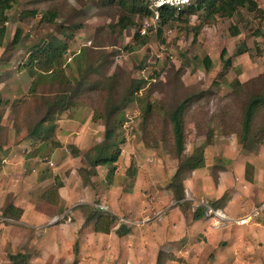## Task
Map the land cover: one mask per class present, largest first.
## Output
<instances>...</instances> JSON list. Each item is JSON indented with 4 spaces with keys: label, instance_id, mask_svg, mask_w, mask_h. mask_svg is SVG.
<instances>
[{
    "label": "rangeland",
    "instance_id": "1",
    "mask_svg": "<svg viewBox=\"0 0 264 264\" xmlns=\"http://www.w3.org/2000/svg\"><path fill=\"white\" fill-rule=\"evenodd\" d=\"M255 1L163 23L142 3L16 0L0 23V264H264V106L243 137L264 94ZM51 47L67 80L41 71L32 92L30 58ZM105 149L117 161L94 167Z\"/></svg>",
    "mask_w": 264,
    "mask_h": 264
},
{
    "label": "trees",
    "instance_id": "2",
    "mask_svg": "<svg viewBox=\"0 0 264 264\" xmlns=\"http://www.w3.org/2000/svg\"><path fill=\"white\" fill-rule=\"evenodd\" d=\"M16 0H0V23L4 25L6 12L12 9ZM142 3L144 6V15L151 16V12L148 11L147 1L146 0H120V4L122 6L128 8L129 10L135 12H142L143 10L138 7V4ZM241 8H246L250 13L252 12H260L263 11L258 10V5L255 0H200L196 10H206V16L215 17L220 16L223 18H232L234 17ZM188 9V10H187ZM177 13L174 10H164L161 19L162 22H167L168 20H172L175 18L176 14L183 15L185 14V10L193 11V6L188 7ZM50 20H53V17H50ZM123 21V19H122ZM127 23L123 25V27H131L134 23L133 21H126ZM4 29V27H2ZM70 28H68L69 30ZM71 30V29H70ZM141 37L139 34L135 35V40H140ZM143 43V42H142ZM43 51V50H42ZM64 48L63 47H51L49 49L44 50L43 52H39L36 55H32L30 58V63L28 64V68L33 76V82L30 87L32 92L36 91L37 87L41 81V71L52 74L53 76L59 78L60 80L66 81L67 77L65 76L63 70V56H64ZM264 106V94L253 96L246 104V109L243 111L244 121H243V137L247 138L251 124L253 122V118L256 113L259 111V107ZM185 110V104H180L170 115V121L173 125V134L175 138V143L177 144V153L182 157L184 155V130H183V113ZM116 126V124H115ZM36 127L35 129H40V132H36L33 130V134L37 135V140L42 141L44 139V133L41 128ZM113 130H107L106 132V140L109 141L112 137H114ZM108 149H105L104 153L94 161L93 166L98 167L100 165H107L115 163L118 159L119 151H113L111 154L107 152ZM194 158L186 160L189 164L190 170L194 171L198 168L203 167V158L202 155L193 156ZM205 216V209H197L194 213L195 219H201ZM128 234V230L123 234ZM19 258V256H18ZM16 264V262H13Z\"/></svg>",
    "mask_w": 264,
    "mask_h": 264
},
{
    "label": "built area",
    "instance_id": "3",
    "mask_svg": "<svg viewBox=\"0 0 264 264\" xmlns=\"http://www.w3.org/2000/svg\"><path fill=\"white\" fill-rule=\"evenodd\" d=\"M147 8L152 13V20L159 21L161 18V13L164 10H175L180 12L194 4L198 3L200 0H146ZM264 207V206H263Z\"/></svg>",
    "mask_w": 264,
    "mask_h": 264
},
{
    "label": "clouds",
    "instance_id": "4",
    "mask_svg": "<svg viewBox=\"0 0 264 264\" xmlns=\"http://www.w3.org/2000/svg\"><path fill=\"white\" fill-rule=\"evenodd\" d=\"M191 7V6H190ZM172 10V9H171ZM149 11V10H148ZM175 11V10H174ZM163 13V12H162ZM162 13H161V15H162ZM177 13H179V12H177ZM152 14V13H151ZM151 18H153V16L151 15ZM160 20H161V18H160ZM264 206V205H263ZM263 209H264V207H263ZM256 210H259V209H256ZM218 211V210H217ZM252 217H251V215L250 216H245V217H243V218H240V219H238V220H235V222H237V224L238 225H240V226H242V225H244V224H247L249 221H250V219H251Z\"/></svg>",
    "mask_w": 264,
    "mask_h": 264
}]
</instances>
